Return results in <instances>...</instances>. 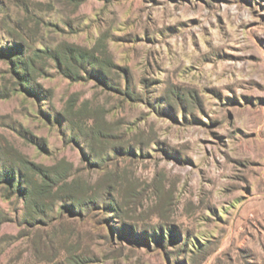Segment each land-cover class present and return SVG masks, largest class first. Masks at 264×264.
Returning a JSON list of instances; mask_svg holds the SVG:
<instances>
[{
  "label": "rangeland",
  "instance_id": "obj_1",
  "mask_svg": "<svg viewBox=\"0 0 264 264\" xmlns=\"http://www.w3.org/2000/svg\"><path fill=\"white\" fill-rule=\"evenodd\" d=\"M0 264H264V0H0Z\"/></svg>",
  "mask_w": 264,
  "mask_h": 264
}]
</instances>
